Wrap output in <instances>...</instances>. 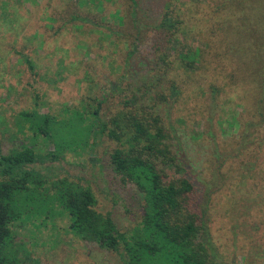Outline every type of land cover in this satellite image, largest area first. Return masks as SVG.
<instances>
[{
    "label": "rangeland",
    "instance_id": "rangeland-1",
    "mask_svg": "<svg viewBox=\"0 0 264 264\" xmlns=\"http://www.w3.org/2000/svg\"><path fill=\"white\" fill-rule=\"evenodd\" d=\"M82 1L0 0L2 150L26 145L45 156L54 149L43 136H33L19 117L22 111L38 106L41 114L64 119L83 102L95 105L103 90L109 96L116 84L117 93L103 105L105 112L113 111L129 85L168 94L173 80L182 96L170 110L159 106L158 112L174 129L172 151L199 199L205 193L211 196L215 264H264V133L252 114L247 91L252 81L242 80L248 72L243 64L246 52H229L230 39L224 35L228 30L218 29L222 19L210 16L211 8L197 9L195 3L186 17L188 36L195 41L189 44L209 46L203 47V59L192 69L174 56L166 67L159 55L166 50L167 37L148 25L157 24V11L143 6L137 19L146 27L137 28L127 16V0H104L100 5ZM115 13L125 16L123 26L110 15ZM251 122L256 126L245 133ZM115 147L105 137L96 142L89 138L87 145L68 149L56 161L45 159L27 168L49 182L66 179L88 188L95 210L111 215L117 229L125 231L140 221V205L138 195L112 172L109 155ZM54 195V190L16 195L13 204L27 209L28 219L12 225L7 264H123L118 253L75 237Z\"/></svg>",
    "mask_w": 264,
    "mask_h": 264
},
{
    "label": "trees",
    "instance_id": "trees-1",
    "mask_svg": "<svg viewBox=\"0 0 264 264\" xmlns=\"http://www.w3.org/2000/svg\"><path fill=\"white\" fill-rule=\"evenodd\" d=\"M88 1L104 3V0ZM127 1V16L137 28L146 27L137 19L143 6L149 7L148 11H157L160 17L157 24L148 25L167 37L166 50L159 55V60L169 67L168 58L174 56V61L178 60L185 69L199 64L206 52L203 47L209 46L204 43L201 47L198 42L195 47L189 44L186 17L193 12L192 8L188 9L189 5L196 3L197 9L211 8L209 15L223 21L218 29L228 30L224 35L230 39L229 52H246L243 64L248 72L242 80L251 79L254 84L247 91L252 97V114L260 120L258 127L264 133V0ZM110 15L124 25L125 16ZM243 38L249 42L242 43ZM247 43L249 49H246ZM26 62L33 72L32 63ZM251 65L254 66L249 69ZM115 85L110 87V95L117 93L119 87L115 89ZM103 91L102 97L94 100L95 105L83 102L80 109L74 108L64 119L41 114L38 106L19 113L33 136H43L54 149L41 156L26 145L7 153L0 146V264H7L12 225L28 219L27 209L24 212L23 207L13 204L16 195H34L39 190L55 191L54 198L67 214L69 231L75 237L118 253L123 264H215L208 215L211 196L205 193L199 199L186 177V169L172 151L174 129L168 128L169 120L164 121L158 112L159 106L170 110L178 103L182 90L173 80L168 94L158 90L152 93L145 87L136 90L129 85L117 109L109 111L108 108L106 112L103 105L110 95L106 96ZM215 92L212 87L211 93ZM253 125L256 126L254 122L247 123L244 132ZM104 137L116 145L109 155L112 172L139 197L140 221L125 231L117 229L111 215L95 210L96 200L88 188L66 179L49 182L45 176L27 168L45 159L56 161L68 149L75 151L81 144L87 145L89 138L96 142ZM24 213L26 216L22 219Z\"/></svg>",
    "mask_w": 264,
    "mask_h": 264
}]
</instances>
